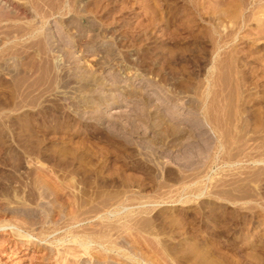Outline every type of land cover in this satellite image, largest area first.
Masks as SVG:
<instances>
[{
    "label": "rangeland",
    "instance_id": "obj_1",
    "mask_svg": "<svg viewBox=\"0 0 264 264\" xmlns=\"http://www.w3.org/2000/svg\"><path fill=\"white\" fill-rule=\"evenodd\" d=\"M0 264H264V0H0Z\"/></svg>",
    "mask_w": 264,
    "mask_h": 264
},
{
    "label": "bare ground",
    "instance_id": "obj_2",
    "mask_svg": "<svg viewBox=\"0 0 264 264\" xmlns=\"http://www.w3.org/2000/svg\"><path fill=\"white\" fill-rule=\"evenodd\" d=\"M3 8V7H2ZM3 13V12H2Z\"/></svg>",
    "mask_w": 264,
    "mask_h": 264
}]
</instances>
